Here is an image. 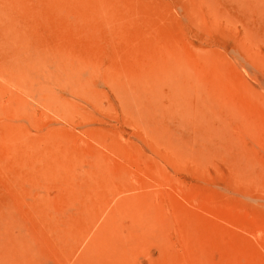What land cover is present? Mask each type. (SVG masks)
<instances>
[{
    "label": "rangeland",
    "instance_id": "1",
    "mask_svg": "<svg viewBox=\"0 0 264 264\" xmlns=\"http://www.w3.org/2000/svg\"><path fill=\"white\" fill-rule=\"evenodd\" d=\"M0 264H264V0H0Z\"/></svg>",
    "mask_w": 264,
    "mask_h": 264
}]
</instances>
